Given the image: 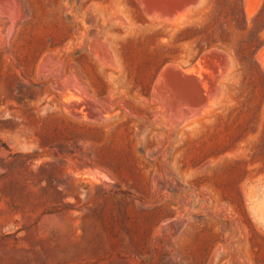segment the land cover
I'll return each instance as SVG.
<instances>
[{"label":"rangeland","instance_id":"obj_1","mask_svg":"<svg viewBox=\"0 0 264 264\" xmlns=\"http://www.w3.org/2000/svg\"><path fill=\"white\" fill-rule=\"evenodd\" d=\"M0 264H264V0H0Z\"/></svg>","mask_w":264,"mask_h":264},{"label":"bare ground","instance_id":"obj_2","mask_svg":"<svg viewBox=\"0 0 264 264\" xmlns=\"http://www.w3.org/2000/svg\"><path fill=\"white\" fill-rule=\"evenodd\" d=\"M167 76H168V75H167ZM167 76H166V77H167ZM171 76H173V75H170V78H171ZM168 77H169V76H168ZM160 78L163 79L164 76H163V77H160ZM170 78H169V80H171ZM174 78H175V77L173 76V79H174ZM176 78H177V77H176ZM176 78H175V79H176ZM173 81H176V80H173ZM170 82H171V81H170ZM171 84H173V82H172ZM173 85H174V84H173ZM173 85H172V88H173V87L176 88V85H175V86H173ZM177 89H178V88H177ZM214 89H215V88H214ZM172 93H173V92H172ZM179 93H181V92L179 91ZM173 94H174V93H173ZM178 96H179L178 102H179L180 98L182 99V97H184L186 100H188V99L190 98L189 96L184 95L183 93H182L181 95L179 94ZM184 98H183V99H184ZM185 99H184V101H185ZM172 100H173V99H171L170 101L172 102ZM176 100H177V99H176ZM176 100H175V101H176ZM189 100H190V99H189ZM182 101H183V100H182ZM178 102H176V103H178ZM174 104H175V103H174ZM178 104H179V103H178ZM184 104H185V102H184ZM175 106H176V105H175ZM176 107H177V106H176Z\"/></svg>","mask_w":264,"mask_h":264}]
</instances>
